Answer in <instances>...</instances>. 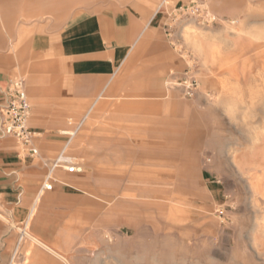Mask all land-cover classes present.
<instances>
[{
	"label": "rangeland",
	"instance_id": "obj_1",
	"mask_svg": "<svg viewBox=\"0 0 264 264\" xmlns=\"http://www.w3.org/2000/svg\"><path fill=\"white\" fill-rule=\"evenodd\" d=\"M103 1L0 0V57L21 58L34 31L62 29ZM169 1L218 16L170 22L181 70L145 56L89 103L29 99L35 145L51 158L66 148L82 171L61 173L68 185L47 192L30 221L35 193L18 223L0 214L18 233L9 264L41 253L65 264L21 240L46 225L74 264H264V0ZM186 76L199 81L191 95Z\"/></svg>",
	"mask_w": 264,
	"mask_h": 264
},
{
	"label": "crops",
	"instance_id": "obj_2",
	"mask_svg": "<svg viewBox=\"0 0 264 264\" xmlns=\"http://www.w3.org/2000/svg\"><path fill=\"white\" fill-rule=\"evenodd\" d=\"M155 2L104 0L99 10L62 29L34 31L21 58L15 54L0 57V62L3 61L0 63V87H6L14 78H21L29 99L35 104L45 100L89 103L103 91L113 90L111 81L118 71L136 66L145 56L151 64L160 59L164 69L181 70L185 60L175 52L167 38L172 8L161 6L162 0H158L154 9ZM148 30L161 34L156 38L157 45L149 47L143 40ZM2 100L0 93V103ZM13 140L12 137L0 138V214L15 224L26 216L34 193L29 221L37 214V205L47 192L68 185V180L60 177L61 173H74L57 171L53 188L40 193L47 170L44 160L54 157L39 147L40 156L22 154L20 146ZM22 234L21 240L27 236L63 263L74 264L55 247L64 241L63 234L47 225L39 234L23 229ZM17 236L15 226L0 218V264L10 263ZM41 254L34 255L26 264H60L47 253Z\"/></svg>",
	"mask_w": 264,
	"mask_h": 264
},
{
	"label": "built area",
	"instance_id": "obj_3",
	"mask_svg": "<svg viewBox=\"0 0 264 264\" xmlns=\"http://www.w3.org/2000/svg\"><path fill=\"white\" fill-rule=\"evenodd\" d=\"M169 0H162L161 6H169ZM171 22L177 18L196 16L204 24L218 22V16L204 4L196 3L192 6L185 4L170 9ZM168 27L170 24L167 25ZM199 86L196 77L186 76L181 87L186 95H191ZM3 100L0 103V138L12 137L17 140L31 155L40 156V149L35 145L36 132L31 127V104L25 89L24 80L12 79L6 87H0ZM46 175L40 193L53 188L56 172L64 170L68 173L82 171V167L75 161L73 155L64 148L53 159L44 160Z\"/></svg>",
	"mask_w": 264,
	"mask_h": 264
}]
</instances>
